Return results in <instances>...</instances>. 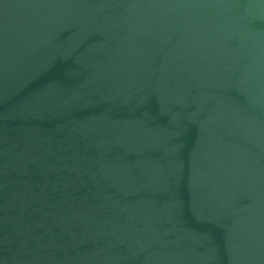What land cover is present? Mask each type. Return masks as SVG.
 Instances as JSON below:
<instances>
[{
  "label": "water",
  "instance_id": "water-1",
  "mask_svg": "<svg viewBox=\"0 0 264 264\" xmlns=\"http://www.w3.org/2000/svg\"><path fill=\"white\" fill-rule=\"evenodd\" d=\"M0 264H264V0H0Z\"/></svg>",
  "mask_w": 264,
  "mask_h": 264
}]
</instances>
